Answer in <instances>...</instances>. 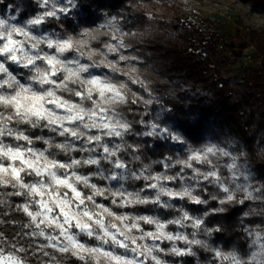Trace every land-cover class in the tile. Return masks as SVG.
I'll list each match as a JSON object with an SVG mask.
<instances>
[{
    "label": "snow or ice",
    "instance_id": "6c2138e0",
    "mask_svg": "<svg viewBox=\"0 0 264 264\" xmlns=\"http://www.w3.org/2000/svg\"><path fill=\"white\" fill-rule=\"evenodd\" d=\"M36 3L43 11L22 24L11 23L15 15L0 18V105H11L9 109L0 108V188L11 187L15 191L8 195L25 198L17 207L34 225L32 235L47 241L42 248L63 254L65 260L71 256L81 264H168L160 254L184 257L194 254L192 246L208 248L197 235L201 230L205 235L221 231L218 227L205 226L209 213L205 212L203 217L192 216L172 201L187 199L195 205L207 204L206 199L194 192L197 187L211 184L224 194L212 197L220 205L233 202L237 192L243 193V199L239 200L243 204L256 198L250 184L236 183L240 176L248 181L249 174L238 165L236 156L215 144L202 148L188 146L186 155L153 161L162 165L161 172L153 173L149 164L139 169L129 168V161L120 153L126 149L136 153L139 148L124 141L131 124L117 109L142 99L133 92L129 101L125 91L131 90L129 82L141 87L144 83L126 75L125 79L118 76L119 71H112L113 68L128 73L136 71L135 67L126 68L122 64L135 59L120 53L125 43L117 36L123 37L125 33L116 27L115 19L101 25L112 29L110 41L103 42V49L91 46L97 37L87 29L75 36L46 34L40 27L49 18L58 21L66 18L78 7V0H36ZM112 53L118 54V59H109ZM13 66L22 71L14 73ZM143 103L148 105L153 101L146 99ZM159 120V114L151 123L141 120L145 130L137 135L184 148L187 144L184 137ZM15 121H25L24 125L30 123L53 135L33 137ZM6 138L16 143L6 142ZM36 142L54 143L57 148L82 155L60 159V153L37 148ZM221 157L230 158L231 162L223 165L230 173V182L220 174ZM131 160L140 161L141 157L132 155ZM81 162L96 166L97 170L91 175L84 174L78 171ZM102 162L109 167L104 168ZM177 166L179 170L171 173ZM3 177H9L11 182ZM25 177L30 180L26 181ZM93 177L104 183L94 182ZM129 179L145 183L129 191L126 187ZM186 179L195 183L188 184ZM177 180L181 181L179 189L170 186ZM101 199L110 201L111 207L101 203ZM133 205L177 208L180 214L165 220L158 215L114 211V208ZM212 212L221 213L224 208H215ZM145 225L152 228L147 229ZM169 225L193 231L190 236L183 231H168ZM45 228L52 231L45 232ZM165 240L171 242L167 249L161 247ZM176 241H182L187 247H178ZM212 252L220 264L225 261L239 264L234 253L214 248ZM0 264H24V261L0 252Z\"/></svg>",
    "mask_w": 264,
    "mask_h": 264
},
{
    "label": "trees",
    "instance_id": "16d2710c",
    "mask_svg": "<svg viewBox=\"0 0 264 264\" xmlns=\"http://www.w3.org/2000/svg\"><path fill=\"white\" fill-rule=\"evenodd\" d=\"M85 1H87V4L83 8L86 10V15L77 24H73L71 21L60 22L54 18H49L48 22L42 27L65 36H75L87 29L97 37L96 40L91 42V46L103 49V42L110 41V35H97L98 32H107L91 30L90 26L96 19H99L101 11L104 10L109 14L117 13L118 6H121L126 0ZM248 1L251 5L264 9V0ZM94 4L96 8L92 9ZM8 5H11L12 8L18 7L23 17H34L42 12L35 0H0L1 7ZM175 28L179 27L175 25ZM184 30L181 33L183 39L182 49L184 57L193 66L187 71V78H191L192 83L186 89H182L172 83H168L161 73L155 69L147 67L142 69V74L146 76L147 80L146 87H140L138 92L129 87L131 90L127 93L129 101L133 98V92L142 97V99L136 104L129 102L119 106L117 109L131 124V131L124 137V141L128 144L140 146L139 151L136 153H132L130 149L122 151L125 158L130 161L134 169H139L143 164H149L152 172L156 173L164 171V169L162 165L153 163V161L161 160L165 156L176 158L182 154H187L186 149L179 147L178 144L137 135V133L145 130V125L140 123L141 120L151 123L156 119L150 106L159 105L161 108L167 109L176 118L177 124L185 137L196 147L202 146L201 132L205 129L206 119L213 117L223 120L241 137L248 151V159L253 164V169L264 173V160L259 156L254 145L257 140L255 131L264 129L263 103L251 90L240 91L232 87L228 80L220 78L223 62L217 59L214 53L220 42L218 39L219 34L206 32L204 35V30L202 29ZM206 31H209V29H206ZM263 36L260 35L262 43L264 42ZM148 97L155 98L150 106L143 103V100ZM256 126L257 129L255 128ZM18 127L27 130L28 134L33 137L40 135L41 132L40 129L33 130L28 125H18ZM6 141L16 143L10 138H6ZM35 145L44 146L42 142H36ZM132 155H139L141 160L132 161ZM59 158L65 159L66 157L61 154ZM218 163L221 165L220 158ZM92 169V166H85L79 168L78 171L88 173ZM178 170L179 166L172 169L171 173H175ZM220 173L223 177H228L227 171L222 165ZM25 179L26 181L30 180L29 177H25ZM137 183L141 184L142 180ZM174 185L179 187L180 181H175ZM13 191L15 189L10 187L0 188V248L3 251L17 254L29 264H33L37 260V255L30 250V240L24 231L28 216L17 207L25 202V198L8 195L9 192ZM194 194L206 199L208 203L195 205L185 199L181 206L175 204L177 208L184 206L191 215H199V217H203L204 213L208 212L209 215L205 217V226L221 229L219 232L214 231L211 235H208L210 236L209 244L214 246V249L217 248L224 253L235 251L241 257L247 258L250 255V248L246 228L264 221V214L253 213L251 201L245 200L241 204L238 202L240 200L238 197L231 203L220 205L218 200H214L212 197L214 195L222 197L224 194L211 184H207L205 187H197ZM141 206H137V209H142L143 207ZM220 207L227 209V211L221 213L212 212L213 209ZM177 208L167 210L157 208V210L161 218L166 220L179 214ZM246 212L250 213V215H244ZM169 226L175 228L174 225ZM199 235L206 237L202 230ZM20 248H23L24 251H18ZM194 253L195 255L192 256L178 258L174 255L162 254V256L172 262L181 261L184 264H220V261L214 256L212 251H206L201 246H195ZM224 264H229V262L225 261Z\"/></svg>",
    "mask_w": 264,
    "mask_h": 264
},
{
    "label": "rangeland",
    "instance_id": "374dc122",
    "mask_svg": "<svg viewBox=\"0 0 264 264\" xmlns=\"http://www.w3.org/2000/svg\"><path fill=\"white\" fill-rule=\"evenodd\" d=\"M85 4H87V1L78 0V7L66 18H62L59 21H71L73 24H77L81 18L86 15V10L83 8ZM133 5L135 7H133ZM95 8L96 5L94 4L92 9ZM149 13L154 17L153 20L148 19ZM10 15L16 16V19L11 21V23L14 24H22L27 19L33 18L32 16L23 17L18 7L12 8L11 5L5 7L0 6V18L8 19ZM113 17H115L114 23L116 27L119 28L122 33L127 34L122 37L127 47L120 49V53L135 58L122 62V64L126 68L135 67L137 69L136 73L133 75L138 76L139 79L143 81L144 87L147 85L146 76L142 74V69L145 67L160 72L168 83H172L182 89L189 87L192 82L191 78H187V71L193 66L188 59L184 57L181 33L185 31L184 29H202L204 30V35L206 32L219 34L218 39L220 42L214 53L216 58L223 62L220 78L228 80L232 87L240 91L251 90L252 93H255V95L259 97L260 102L264 105V53H262V51H264V42L262 43L260 39V35L263 36L264 34V9L251 5L248 0H126L121 6H118L117 13L109 14L104 10L101 11L99 19H96L90 26L91 30L99 29L109 33L111 36L112 29L109 27L101 28L100 26L107 25L108 21L112 20ZM175 25L179 28L176 29ZM146 29L151 31V35H132L133 33H144ZM206 29H209V31H206ZM40 31L46 34H57L42 26L40 27ZM112 42L114 43V41ZM96 58L99 59L100 57ZM113 58L118 59V54H109V59ZM11 70L14 73L22 71L15 66H13ZM118 76L127 79L125 75L118 74ZM20 78L22 82L27 83L23 77ZM129 87L138 92L141 86L132 85L129 82ZM147 99L153 101L155 98L148 97ZM150 105L151 104H148V106ZM150 108L153 110L155 117L159 114L160 123L179 132L184 137L187 141V144L184 146L186 151L188 146L202 148L207 144H215L236 156L238 165L249 174L248 181H245L243 177L240 176L236 183L250 184V190L253 191V195L256 197L255 199L248 200L253 204L252 211L253 213L264 214V173L253 169V164L248 159V151L245 144L241 140V137L235 133L230 126L219 118L211 117L206 119L205 129L201 132L203 140L202 146L196 147V145L192 144L185 137L180 126L177 124L176 118L170 114L167 109H163L159 105H151ZM255 128L257 129V126ZM256 131L255 136L257 140L254 145L259 156L264 160V129H258ZM40 135L52 136L53 134L48 133L47 130H41ZM57 139L60 140L63 138L57 137ZM115 142H119V140L116 139ZM35 147L42 149L46 148V145H35ZM179 147L181 146L179 145ZM72 155L76 156V158H81L82 154L72 153ZM120 156L124 160L129 161L125 158L123 152L120 153ZM220 160L222 166L231 162L228 157H221ZM102 166L104 168L109 167L106 162H102ZM92 167L93 169L88 173H82L91 175L97 170L96 166ZM128 167L134 169L130 161ZM225 170L227 171L226 174H228V177L225 178L221 176L225 181L230 182V173L227 168H225ZM190 175L191 173L188 171V176ZM93 180L98 184L104 183L95 177H93ZM137 182L138 181L134 182V180L129 179L126 182V187L129 191H134L142 187L145 183L143 180L141 184ZM185 182L188 184L195 183L190 179H186ZM170 186L179 189L181 181L179 187H176L174 182L170 183ZM230 186L234 188L235 184L230 183ZM148 195H151V192H149ZM236 197L240 200L243 199V193L237 192ZM163 199L167 198L164 197ZM101 203L108 204V206L111 207L110 201L101 200ZM172 203L181 206L183 201L175 200L172 201ZM137 206L139 205H133L123 209L114 208V211L160 216L157 208H154L152 205H142V209H137ZM182 208L187 210L184 206H182ZM26 225H31L29 217ZM257 226L264 228V221L259 222L255 226H247L246 228L249 244L253 239V235H250V233L254 234L257 230ZM41 227L44 226L42 225ZM144 227L147 229L152 228V226L148 225ZM174 227L175 228L169 226L167 230L173 232L183 231L189 234V236L193 231L191 228L178 229L175 225ZM33 230L34 225L25 227L24 230L30 240V250L37 255V260L33 264H81V262L75 261V258L71 256L65 260L62 258L63 254L55 252L51 248H42L41 246L47 241L42 237L32 235ZM49 231H52V229L45 228V232ZM196 238L204 240L210 245V248H214V246L209 244L210 236L206 235V237H204L198 234ZM148 243H151V241H148ZM170 244L171 242L165 240L162 242L161 247L167 249L170 247ZM176 244L178 247H187L182 241H176ZM192 247L194 251L195 246ZM253 250H255V246L250 248V253ZM0 252L4 255H15L22 259L24 264H29L17 254L3 251L1 248ZM45 252L49 253V255H45ZM160 255L168 264H184L181 261L172 262L164 258L162 254ZM53 257H56V259H53Z\"/></svg>",
    "mask_w": 264,
    "mask_h": 264
},
{
    "label": "clouds",
    "instance_id": "9594fccd",
    "mask_svg": "<svg viewBox=\"0 0 264 264\" xmlns=\"http://www.w3.org/2000/svg\"><path fill=\"white\" fill-rule=\"evenodd\" d=\"M133 7H135V6L133 5ZM112 19H115V17H113ZM148 19L149 20L154 19V17L152 16L151 13L148 14ZM108 34L109 33H101V32L97 33V35H108ZM125 35H127V34H125ZM132 35L133 36H135V35L149 36V35H151V31L149 29H146L144 33H133ZM121 38H122L121 36H119V35L117 36L118 40ZM125 47H127V45H125ZM112 71H114V72L119 71L120 74L128 76L129 79L139 78L138 76L133 75L134 73H136L137 69L134 73L124 72V71H121L120 69H117V68H113ZM125 91L129 92L128 89H125ZM0 108L9 109V108H11V105H0ZM15 123L18 125H24L26 122L25 121H15ZM28 126H29V128H31L33 130L36 129L30 123L28 124ZM25 131H27V130H25ZM139 147L140 146L137 145V148H139ZM46 149L50 152L55 150L56 152L63 154L64 156H68V157L72 156L71 151H66L64 149L57 148V145L54 143L46 144ZM85 166L86 165H84L83 162H81V164L79 165V167H81V168L85 167ZM2 179L7 180L8 182H11L9 177H3ZM238 202L240 203V201H238ZM224 211H227V209L224 208ZM244 215L247 216V215H250V213L246 212V213H244ZM250 235H253V239L251 240V243L249 244V248H253V246H255V250H253L247 258L241 257L239 255V253H237L235 251H231L228 253H234L239 260V264H264V228H260V226H257V230L254 232V234L250 233ZM204 249L206 251H212L213 248L208 247V248H204ZM193 255H195V253Z\"/></svg>",
    "mask_w": 264,
    "mask_h": 264
}]
</instances>
